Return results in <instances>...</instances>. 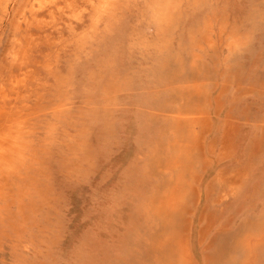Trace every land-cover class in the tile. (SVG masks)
Returning a JSON list of instances; mask_svg holds the SVG:
<instances>
[{"label": "rangeland", "instance_id": "374dc122", "mask_svg": "<svg viewBox=\"0 0 264 264\" xmlns=\"http://www.w3.org/2000/svg\"><path fill=\"white\" fill-rule=\"evenodd\" d=\"M0 264H264V0H0Z\"/></svg>", "mask_w": 264, "mask_h": 264}, {"label": "bare ground", "instance_id": "6f19581e", "mask_svg": "<svg viewBox=\"0 0 264 264\" xmlns=\"http://www.w3.org/2000/svg\"><path fill=\"white\" fill-rule=\"evenodd\" d=\"M69 95V94H68ZM256 168V167H255ZM255 170V169H254ZM256 181V180H255ZM173 187V186H172ZM178 187V186H177Z\"/></svg>", "mask_w": 264, "mask_h": 264}]
</instances>
